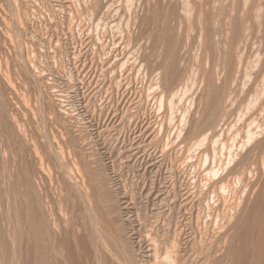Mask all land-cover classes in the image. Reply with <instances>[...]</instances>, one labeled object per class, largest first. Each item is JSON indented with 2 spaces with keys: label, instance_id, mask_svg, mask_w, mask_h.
I'll return each instance as SVG.
<instances>
[{
  "label": "rangeland",
  "instance_id": "obj_1",
  "mask_svg": "<svg viewBox=\"0 0 264 264\" xmlns=\"http://www.w3.org/2000/svg\"><path fill=\"white\" fill-rule=\"evenodd\" d=\"M10 1L0 0V71L2 74L7 75V82L10 84L8 85L4 81L2 82L0 77V102L2 104L3 115L7 116L5 117V121L7 119L9 122H6L8 124L10 123V129L8 130L9 134H11L12 128L13 132L16 130L14 134H17V137L12 134L11 136H14L12 139L11 136L7 138L0 129V131H2L0 135L6 138L5 142V138L2 137L4 139H1L0 137V227L3 226L2 229H4L6 240H9L10 237L11 242L14 239L18 243L16 244L14 240L12 243H9L7 240V245H11V247H9L10 250L12 249L15 251L14 257L12 256L10 258L12 261L9 259L8 263L11 261L9 264H12L14 261L15 264L17 262L22 264V262L24 263V261H26V264H30V261L33 260L31 258H34V255L37 254L39 257L41 256L43 260L46 258L44 264L45 261L46 264H100L101 262L99 259H94L95 256L92 255L90 247L87 246L89 231H92V228L94 230L90 216L93 218V214L95 213L93 210L95 206L92 204H94V201L96 204L97 196L96 193H93L94 196L92 198L90 197V201H92L91 199L93 198L96 199H93L91 203L89 200L84 201L83 195H81L86 190V187L87 193L91 192L92 186L88 185L89 183L91 184L89 180L91 177H93L92 179H97L95 178L96 175L100 178V181L98 180L99 178L97 179L98 181H96L97 185L98 182L101 183V177H103V179L108 177L112 183H110L108 178H105L108 179L110 186H105L107 187L106 189L109 187L108 190L114 192L112 196L116 199L121 198V202L117 199L119 203L113 201V203L116 204V206L115 204L113 206L116 212L114 214H117V217L121 215V219L125 216L123 220L127 223L123 222L125 223L123 227H125L124 229L126 232H130L127 233V236L129 235L128 237H130L131 245L133 244L132 247L138 258H148V253H151L148 248L150 250L154 248L152 244L155 242V251L161 252V255L157 252L159 254H157L158 257H160L158 260L163 264V249L164 247H168L166 244H168L167 242H171L172 235L173 238L176 237V240L180 238L181 240L187 241L188 239L189 245L193 243L192 239L197 237L203 238L205 235V238H208L213 235L214 238V234L218 235L217 231L219 230V225L217 227V225L213 223L214 220L210 219L211 217L209 218L208 215L207 217L205 216L204 203L211 198V192H205L206 181L200 176L201 174L193 170L194 163L191 157L193 155V147L185 143L180 134L182 129L184 128L183 130L185 131L190 125L189 123L194 121L198 116V104L201 92V84L198 76L201 66L205 63L207 68H210L213 60L211 50L202 44L203 38L202 35L200 36L198 21L196 20L199 15L195 18L190 16H195L200 13H203L201 15L204 16L206 13L208 16L211 13L212 16H208L210 20L211 17L214 18V16H219L220 19L221 16L222 20L220 19L219 21L218 18H215L211 20V23L214 24V22L218 20L217 22L222 21L224 25L226 22L225 26L221 25V23L220 26L225 29H230L229 21L227 23L225 20L223 23L226 14H231L232 17L230 18L232 19H236L238 16L237 19L241 18L240 16L247 17V15H249L247 14L249 6H254L256 3H259L262 7L263 17L260 24L261 27L264 28V0H217L218 2H215V7L214 1L216 0H210V4H213L212 9L209 7V2L206 4V0H201L202 3H200L201 1L193 0L195 1H191L193 4L188 1L190 3H188V5H190V8L193 5L192 9L195 12L193 13L191 9L192 15L189 13L190 10L188 6L189 12H184L185 9L182 0H131L132 4H130V0H104L103 2L107 4L102 3V0H95L96 2L92 0L91 7V4H89L90 0H85V2L83 0H81V2L77 0L82 4V7H84V4H88L85 7L87 8L89 6L91 10L85 8L82 10L83 8L81 7L77 9V6L81 5L76 0H38L39 2L27 0L26 3H21L19 0L18 2L20 4L17 2L18 5L16 2V4L13 2L14 0H12V2ZM123 1H126V3ZM203 1H206L205 5ZM7 2H9V4ZM72 2H75L73 4L74 9L72 8ZM98 2H101L103 7L105 6L104 8H106L107 12L104 8L102 9V6L98 4ZM196 2L200 6L206 7L203 8L205 10L202 9L201 12L200 10L202 7L200 8L198 4L195 5L194 3ZM67 3L69 4L67 5ZM93 4L95 6L97 5L96 8ZM14 5L15 7H13ZM99 5L101 9L106 12L102 11L105 14L101 15L102 12L99 10ZM106 5L109 9L112 8L110 9L112 12L107 10ZM131 5L133 6L131 7ZM194 5L196 8L198 7V10ZM8 6H11L10 9ZM126 6L127 8L131 7V12L128 11L129 8L127 9L128 12L126 11ZM229 6L232 8L228 9L230 8ZM16 7H18L17 10L20 11L18 12L21 15L22 13L25 14L24 25H20L18 22L17 14H15V12L17 13ZM11 9H15V12ZM173 9L174 12L177 10L175 13H178V15L173 12ZM207 9H210L211 12ZM96 10H99L100 14L96 13ZM196 10L200 13H197ZM93 11L95 12V16H99L98 19H96L97 17H94L93 14L90 15ZM226 11H228V13H226ZM82 12L85 14L82 15ZM86 13L90 16L87 17L88 15H86ZM173 13L175 15L171 17ZM188 13L190 16H185ZM229 14L228 17L226 15L225 19L228 18V20H230ZM207 16L205 17L207 18ZM88 18L89 20L94 18L92 23L87 20ZM189 18L195 19L196 23L192 19L189 21ZM168 19L169 21L172 20V24L169 21L165 22ZM151 21H156L154 22L156 25ZM201 21H203V18ZM162 22L169 23L170 26L164 23L167 26V30L173 28L172 33L171 30L169 31L171 36L175 37V34L180 36V38L176 36L181 41L180 48L183 47V51L180 52L179 56L180 60L178 65L180 67L178 66V70L180 74L183 72L181 76L183 81L181 83L182 86L172 98H165L162 103H158V100H156L157 102L153 101L155 90L152 89V87L154 88L155 86V82L158 81L155 80L158 76L156 73L150 71V69H146L150 68V65L145 67V71H141L145 64L141 63V65L138 63L139 61L137 60L139 58L137 57L138 55L145 56L146 59H150V62L153 61V64H155L154 62H158L160 57H164L163 46L159 45L158 47L157 42L156 44L152 42L155 40L152 31L155 28L156 30L153 31L154 33L157 30L162 32ZM217 22L214 24L215 30V27L219 24ZM152 23L155 25L153 28L152 26L154 25ZM250 23L255 24L253 20L250 21ZM230 24L232 25V22ZM149 25L152 29H150ZM226 25L228 26L226 27ZM173 26H177V28H175L177 31ZM179 27L181 28L179 33H183V39L181 34L178 33V30H180ZM221 27L219 30L217 29V34L221 33V42L224 44V41L227 40H223V38H227L229 34L227 35L225 29ZM217 28H219V25ZM228 29L227 32H229ZM149 33H151L152 36ZM220 36L217 37V39L220 40ZM181 39L183 41L187 39V45L186 41L183 42ZM153 43L155 45H153ZM156 46L159 50H156ZM151 47H153L154 50ZM152 50L154 52L151 53ZM157 51L158 53H156ZM139 53L143 54L141 55ZM151 54L153 55L151 56ZM162 58L160 59L162 60ZM161 60H159V62ZM134 61H137V63ZM134 64L141 65L142 67H137L138 65L136 66ZM136 69L137 71L139 70V72H147L148 74H146L148 76L154 74L156 77L152 76L154 78L153 80L151 77L147 79V75L145 78V75L141 72H137ZM181 70L182 72H180ZM141 74H143L142 77H144V81L145 79L148 81H145V83L142 81V83H140L142 77H139V75ZM7 85L9 88L7 87L6 89ZM151 94L152 96L150 99L149 96ZM148 99L150 102L153 101V103H150ZM24 103L26 107L29 108H22ZM154 103L155 106L152 107ZM27 109H31L28 110L29 113ZM13 121L16 123V125L14 123V126ZM0 123L2 124L1 120ZM8 124L6 126H8ZM1 126L2 125H0V128ZM19 133L22 134L20 135ZM15 137L21 138L16 140ZM7 139L10 140L8 141ZM13 139L19 144L12 141ZM2 140L4 141L2 142ZM11 141L14 142V146L13 143H11L10 146ZM8 142L9 145L7 144ZM39 142H42L40 143L41 145ZM16 143L17 146L19 145V149L17 146V149L15 148ZM43 143L45 144L43 147L45 146L44 148H46L47 151L42 147ZM51 143V148L54 149V155L50 156L49 154L53 150L50 152L51 148L48 145ZM37 144L40 145L45 152H43V149ZM4 146H8V149ZM9 147L13 149L9 150ZM1 148H5L6 152ZM55 148L56 150L59 148V150L56 151ZM60 148H63L61 153ZM85 148L87 151H85ZM15 149L19 151L16 152ZM38 149L40 151L42 149L41 153L47 154H40V151H37ZM34 150L35 152L37 151L36 155ZM57 154L60 155V161H62V163L59 162V156H57ZM34 155L38 158L41 155L40 158H44V160L41 162L39 158L38 161ZM45 156H47V158ZM61 156H63V158H61ZM92 156H94V158ZM52 157L53 159H51ZM87 157L88 163H86ZM89 158H91V161ZM92 159H94L96 163ZM47 160L49 161L47 162ZM54 161L56 162L54 163ZM40 162L42 164H40ZM91 162L95 167L97 166L96 170H94L95 168H91V166H93ZM50 163L52 164L50 165ZM84 163L88 165L86 166ZM46 164L47 166L49 165V167H46ZM62 164L65 166L62 167ZM40 165L43 166V169L46 168L49 171L51 170V175L47 174L49 171L47 172L46 169V172L43 169V172L41 170V172L46 173L49 178H47L45 174L40 173V171H37ZM76 167H79L80 172H76L78 170ZM89 167L91 171L87 170ZM63 168H66V170ZM67 169L69 171V178H66ZM89 171L90 173L96 174L95 177L92 173V175L88 174ZM12 172H14L15 175L16 172H18L20 176H23L20 177L17 174V177H20L19 179L14 177V173ZM65 172L66 174H64ZM85 175L87 177H85ZM89 176L91 177L88 178ZM62 177L65 178V180L62 179ZM14 179L19 180L18 182L17 180L14 182ZM72 181L77 182L73 183ZM13 183H15V185H13ZM100 183L98 186H102ZM262 183H264L263 178H259L255 190H260L263 185ZM86 184L91 187V190ZM16 185L17 188H15ZM80 185L86 186L80 187ZM95 186L93 185V188H95ZM18 187L21 190L16 192L15 190H17ZM77 188L78 191H76ZM82 188H84V191ZM100 188L102 189V187ZM194 190L197 192H194ZM200 190L203 194L198 196L197 194H200ZM79 191H81V194ZM76 193H79L76 195L77 197L75 196ZM193 196H195V198ZM115 198L114 200H116ZM70 200L73 201L72 208H70ZM87 202L91 203L92 207ZM22 205L24 207H22ZM16 206L22 209L19 210ZM88 207H91V209ZM115 207H119V209ZM19 211L24 212L20 213V217H18ZM92 212L94 213L92 214ZM118 213H120L119 216ZM23 214H26V216ZM197 216H200V219H195ZM21 217L22 219L20 220ZM28 217H32L31 220ZM202 217L205 219H202ZM207 218L212 220V222L210 221L211 224H208L209 220ZM41 220L45 224H43ZM204 220H207L206 224L210 227L206 225V228L201 225L202 223L205 225ZM33 221H36L37 224ZM197 221L201 223H199L200 227ZM19 223H22V225ZM32 223L33 230L30 229V224L32 225ZM18 224L20 225V229H18ZM127 225H130L129 228L131 229H129ZM194 225H196L197 228L193 229V227H196ZM212 225L217 227L216 229L213 228L214 231L211 229ZM201 226L203 227L201 228ZM24 227L26 231H29V234L26 232H24L25 234L23 232L22 234L20 233V230H23ZM200 228L203 233L200 231ZM194 230H197L199 235L195 234ZM205 230L210 232L209 236L206 235L208 232H205ZM174 231L176 233L179 231L181 237H179L180 235L178 233V236H176ZM189 232L194 236H190L191 234ZM14 233L15 235H12ZM33 233L36 235H32ZM186 234H188V236H186ZM217 235L215 236L216 238ZM23 236L27 237L24 238ZM186 237L190 239H184ZM30 238H32L33 242ZM205 238H203L204 240L201 239V242L203 241V245L207 248L210 245L208 241L211 242L212 239L209 240L206 238L205 240ZM216 238L215 241H217ZM25 239L29 241L26 242ZM181 240L177 242L180 245L179 247L182 248L180 249L184 251V254L186 251V254H190L191 245L189 246L187 242ZM196 240H198V238ZM22 241L23 243L21 245ZM205 241H207L206 244ZM62 242H65L66 246L64 244L61 247V244H63ZM84 242L87 244L85 245ZM215 243L217 245V242ZM215 243H212V247ZM15 244L18 247L21 245L20 248H18L21 251L17 249ZM26 244L27 247H25ZM184 245L189 247L190 253L188 252V248ZM216 245L212 248L213 250L218 249ZM157 247L160 249L156 250L158 249ZM25 248L28 249L27 251L29 253L27 252V254L31 257L29 259V255L26 256ZM62 249L64 250L62 251ZM17 250L20 251V256ZM84 250L89 251L88 255L87 251ZM23 253L26 255H23ZM16 254H18L19 257ZM67 254H69L70 258L66 256ZM22 255L24 256L23 260L21 259L23 257ZM15 256L20 259L16 260L17 257ZM107 264H110V262Z\"/></svg>",
  "mask_w": 264,
  "mask_h": 264
},
{
  "label": "bare ground",
  "instance_id": "obj_2",
  "mask_svg": "<svg viewBox=\"0 0 264 264\" xmlns=\"http://www.w3.org/2000/svg\"><path fill=\"white\" fill-rule=\"evenodd\" d=\"M6 1H10V0H6ZM18 1L19 0H14L13 2L17 3ZM20 1H21V3L22 2H25V3L27 2V0H20ZM35 1L39 2L38 0H34L33 2H35ZM71 1H73V0H71ZM79 1L81 2V0H79ZM83 1L85 2V0H83ZM91 1L92 0H90L89 4H91ZM103 1L104 0H102V3H105ZM144 1H146V0H144ZM182 1H183L184 9H185L184 12H187V11L189 12V10H190L189 13L192 15V11H193L192 6L193 5L190 8V5H188V3L193 1V0H182ZM195 1H193V2H195ZM197 1L200 2L201 0H197ZM206 1H203L204 5H205V2H206V4H208V2L210 4V0H206ZM10 2H12V0ZM80 2H78V3L80 4ZM123 2L126 3V1H123ZM215 2L217 3L218 1L217 0L214 1V4H215L214 7L216 6ZM7 3L9 4V2H7ZM18 3H17V5H18ZM74 3L72 2V8L73 9H74V7H73ZM200 3H202V1ZM68 4L69 3H67V5ZM70 4H71V2H70ZM94 4H96V3H94ZM94 4H93V6L96 8L97 5L95 6ZM98 4L101 5V2L100 3L98 2ZM105 4H107V3H105ZM127 4H128V2H127ZM130 4H132V1H131ZM191 4H193V3L191 2ZM194 4L196 5L198 3L196 2ZM80 5L81 6H77L78 7L77 9H79V7H81V8H83L82 10H84V8L87 9V10L88 9L91 10V8H89V6L87 8L85 7L88 4L87 5L84 4V7H82V4H80ZM100 5L98 7H99V10H101V12H102L103 11L102 9L105 6L103 7L101 5L102 6V9H101ZM195 5H194V7L196 8ZM212 5L213 4H210V6H209L210 9H212ZM91 6H92V4L90 5V7ZM132 6L133 5H131V7ZM187 6H188L189 10H188ZM8 7L10 9L11 6H8ZM13 7H15V5ZM18 7L15 8L17 13L15 12V9H11V10L13 12H15V14H17V19H18L19 24L20 25H24L25 14L22 13V15H21L19 13L20 11L17 10ZM69 7H71V6H69ZM106 7H107V5H106ZM131 7L130 8L128 7L130 9L129 10L127 8V6H126V8H125L126 11L128 9V11L131 12ZM199 7L201 8L202 6L199 5ZM195 8H194V10H195ZM203 8H206V7H202L201 10H200L201 12H202ZM207 8H208V6H207ZM231 8L232 7L228 8V9H231ZM104 9L106 11V8H104ZM110 9H112V8H110ZM110 9H109V7H107V10H109V12H112ZM174 9H173V12H174ZM191 9H192V11H191ZM210 9H207V10L210 11ZM99 10H96V13L100 14ZM197 10H196V12L198 13L199 11H197ZM203 10H205V9H203ZM214 10H215V8H214ZM105 11H103V12H105ZM176 11L177 10H175V12ZM228 11H231V10H228ZM228 11H226V13H228ZM89 12H92V11H89ZM103 12H102L101 15L105 14L107 11L105 13H103ZM171 12H172V10H171ZM88 13H86V15H88L87 17H89L91 14H93V15L95 14L94 11H93V13H90V15ZM174 13H173V15H171V17L174 16L175 14L178 15V13H175V14ZM189 13L186 14L185 16H188V15L190 16ZM193 13H195V12L193 11ZM214 13H216V12H214ZM214 13H212V14H214ZM84 14L85 13L82 12V15H84ZM201 14H203V13L196 14L195 16H190V17L195 18L196 16L199 15L201 17V19L203 18V21H201L200 17L198 16V18H196V20L198 21V27H199V31H200V36L202 35V38H203L202 39V44L205 45L206 48L208 47V49L211 50V53L213 55V60H212V64H211L210 68H207L205 63L201 66L200 74L198 76V79H199L200 84H201L200 101H199V104H198V107H199L198 116L195 118L194 121H191L189 123L190 125L188 124L189 126L187 127V129L185 131L183 130L184 129L183 128L180 134L182 135L181 136L182 140L185 143H187L189 146L193 147V155L191 156L192 160H193V163H194L193 170H195V172L197 171L199 174H201L200 176L203 177V179L206 181L205 192H208V191L211 192V198H209V200L204 203L205 216L207 217V215H208L209 218L211 217L210 219H213L215 221V222L213 221V223L215 225H217V227L219 225V230L218 229H217L218 231L216 230L218 235L214 234V238H213V235H212V237H208V238L206 237L209 240L212 239L211 242L207 240L209 242V244H210V245L208 244L209 245L208 247L206 246L207 248H205V246L203 245V241L201 242V239L204 240L203 238H205V235L204 236L202 235L203 238L197 237V235H199L197 230H199V229L194 230L195 234H197L196 237L198 238V240H196L197 238H195V237H194L195 239H192L193 243L190 244L192 247L188 244L189 241L187 239L190 236H194L190 232L189 233L191 235L189 234L190 235L189 237L184 238V239H187V241L181 240L180 238H178L179 240H176V237H174L175 238L174 239L173 235H172L171 242L170 243L167 242L169 245L166 244L168 247L167 248L164 247L165 250L163 249L164 253H162V255H163L162 257H164V259L162 258V260L164 262L163 261L162 262H163V264H264V183H262L263 185H262L260 190H255V188L257 187V183L259 181V178H263V181H264V177H262V176H264V28H262L261 24H260L261 20L263 19V17H262V7H261V5L259 3H256L254 6H249L248 11H247V14H249V15L246 14L247 17L246 16H244V17L240 16L241 18H239V19H237L239 16L236 19L230 18V17H232V15L229 14V13L228 14H229L230 20H228V18L225 19L226 15L228 17V14H226L224 16L223 23L225 22V20L227 21V23L229 21L230 29H228V28L225 29L224 27H221L220 23H221V25H223L222 21L221 22H217L218 20L216 19L217 21H215L214 24L216 22L219 23V24H217V26L219 25V28H217V26H216L215 27L216 30H215L214 29L215 25L213 23H211L212 22L211 20H214L215 18L219 19V16L218 17L214 16V18L211 17V20H210V18H208V16L211 15V13L208 16L205 13V16H207V18L204 15H201ZM82 15H81V17H82ZM215 15H217V14H215ZM91 17H93V16H91ZM94 17H97L96 19H98L99 16H95L94 15ZM155 17L158 18L157 16H155ZM155 17H154V20H155ZM222 18H223V15H222ZM93 19L94 18H92V20ZM99 19H101V18H99ZM169 19L166 20L165 22H168ZM191 19L189 18V21ZM220 19H221V16H220ZM220 19H219V21H220ZM231 19L234 20V21H232ZM87 20H89V18ZM92 20H89V22L92 23ZM192 20L196 23L195 19H192ZM252 20H253V22H255V24H251L250 23V21H252ZM171 21L172 20H170L169 22H171ZM151 22H153V21H151ZM154 22H156V21H154ZM157 22H158V20H157ZM231 22H232V25L230 24ZM91 23H89V24H91ZM164 23L161 24V26L163 27V29L161 30L162 32H159L160 30H157L158 32L156 31L154 33L153 31L156 30L155 28L152 31V34L154 35L155 40H156V41L153 40L152 42H155V44L157 42V44H158L157 46L158 47L160 45V46H163V48H164V51H163L164 57L163 56H162L163 58L160 57V58H162V60L159 58V60H161V61L159 62V60H158L159 63L158 62H154L155 64H153L152 63L153 61L151 60L152 62H150L149 61L150 59L149 60L146 59L145 56L143 57V56H139L138 55V57H137V58H139L137 60V61H139L138 63L145 64V65H143L144 68L141 69V71L144 70L145 67L150 65V68H146V69H150V71L156 73V75L158 76L157 79L155 78V80L156 81L158 80V81L157 82L153 81V82H155L154 88L152 87V89L155 90V91L153 90L154 94L152 92H150V93H152L154 95V100L153 99L152 100L153 101L158 100V103L159 102L162 103L165 100V98H172L178 92L180 87L182 86L181 83L183 81L182 77H181L183 75V72L181 70L180 72H182V73L180 74L179 70H178V66H179L178 62L180 60L179 56H180V52L183 51V47L180 48V44H181L180 42L181 41H180V39H178V37H176V36H179V35L175 34V37L171 36L173 28H170L171 33L169 34L170 30H167V26L165 25V24L169 25V23H165V24ZM171 24H172V22H171ZM225 24H226V22H225ZM225 24L223 26H225ZM86 25H87V23H86ZM150 25H149V27H150ZM155 25L152 26V28L155 27ZM157 25H158V23H157ZM227 26L228 25H226V27ZM220 27L225 29V31H226L225 33H227V35L229 34L227 38H223V40H227V41H224V44H222L223 42H221L222 41V38L220 36L221 33L217 34L218 33L217 29L219 30ZM152 28L150 27V29H152ZM175 28H177V26H175L174 29ZM227 29L229 30V32H227ZM175 30L177 31V29H175ZM179 31H181V28H180V30H178V33H179ZM149 32H151V31H149ZM201 32H202V34H201ZM149 34H151V33H149ZM152 34H151V36H152ZM179 34H181V36H182L183 33L180 32ZM223 34H224V32H223ZM218 35L220 36V40L217 39V37H219ZM183 37L184 36H182V39H183ZM179 38H180V36H179ZM184 41H186V45H187V39H184ZM218 43L221 44V45H219ZM155 44L153 43V45H155ZM184 45H185V43H184ZM157 46L155 48H156V50H159V49H157L158 48ZM153 47H151V48L154 50ZM180 49H182V50H180ZM153 50L151 51V53L154 52ZM156 53H158V51ZM156 53H154V54H156ZM139 54H141V53H139ZM148 55H150V54H148ZM152 55L153 54H151V56ZM137 61L136 62L134 61V62L137 63ZM134 65H136V64H134ZM141 65L140 66L138 65L137 67H142ZM133 67H135V66H133ZM137 69H139V68H137ZM137 69H136V71H137ZM179 69H181V68H179ZM150 71H148V72L151 73ZM137 72H139V70ZM141 73H143V72H141ZM146 73L147 72L143 73L145 75V78H146V75L148 74V73L147 74ZM143 74L139 75V77L140 76L142 77ZM149 75H151V74H149ZM156 75L154 76V74H153L152 76L156 77ZM152 76H148L147 79L151 77L152 80H153L154 78ZM0 77L2 79V82L4 81L5 83L8 84L7 75L2 74L1 71H0ZM142 81H144V77H142V80L140 81V83H142ZM145 81H148V80L145 79ZM145 81H144V83H145ZM2 82H1V84H2ZM8 85H10V84H8ZM8 85L6 86V89H7ZM152 94L149 96L150 99H151ZM148 101L150 102L149 99H148ZM153 101L150 102V103H153ZM155 103H154V105L152 107L155 106ZM23 107H26L25 103L23 104L22 108ZM26 108H29V107H26ZM26 108H25V111H26ZM2 110H3L2 109V104L0 102V120L2 122V124L0 123V125H2L0 129L5 134V137L10 138V136L12 134H14L16 130H14V132H13V128L11 127L13 133L10 132L11 134H9L8 130L10 129V126H9L10 123L8 124L6 122V121H8L7 119L5 121V117H7V116L3 115L4 113L2 112ZM28 110H31V109H27V111ZM30 112H32V111H30ZM24 113H27V112H24ZM28 113H29V111H28ZM5 122H6V125L8 124V126L5 125ZM14 123L15 122L13 121V126H14ZM15 125H16V123H15ZM15 127H17V126H15ZM185 128H186V125H185ZM2 131H0V132H2ZM19 134L21 135L22 133H19ZM15 135L17 137V134H14V136ZM0 137H1V139L5 138L2 135H0ZM2 137H4V138H2ZM13 137L11 136V139ZM20 138L21 137H18V138H16V140H18ZM4 140L6 142V138ZM4 140H2V142ZM7 140L9 141L10 139H7ZM16 140L13 139L12 141L17 142ZM12 141L10 142V146H11V143H13V146H14V142H12ZM17 143L15 145V148L17 146ZM40 143H42V142H39V144ZM7 144L9 145V142ZM40 145H38V146H40ZM43 145H45V144L43 143L42 147H43ZM46 145H48V144H46ZM51 145H52V143L49 144L48 146L51 148ZM2 146H3V143H2ZM38 146H37V148H38ZM4 147H6V146H4ZM17 147L19 149V145ZM3 149L5 150V148H3ZM12 149L13 148L11 147L9 150H12ZM42 149H41V151H42ZM44 149H45V151H47L46 148H44ZM44 149H43V152H45ZM62 149L60 150V153H61ZM35 150H34V152H35ZM49 150H48V152H49ZM55 150H56V148H55ZM57 150H59V148ZM17 151H19V150H16V152ZM37 151L39 152L40 150L38 149ZM41 151L39 152L40 154H42V155L47 154V153L43 154V152L41 153ZM51 151L53 152V154H52ZM85 151H87L86 148H85ZM5 152H6V150H5ZM14 152L15 151L13 150V153ZM36 152H35V155H36ZM50 152H51L49 154L50 156L54 155V149L53 148H51ZM49 155H47V156H49ZM40 156H39V158H40ZM47 156H45V157L47 158ZM57 156H59L58 157L59 158V162L62 163V161H60L61 160L60 159V155L57 154ZM94 156H92V157L94 158ZM16 157H18V156H16ZM39 158L36 157V160L38 159V161H39ZM61 158H63V156H61ZM51 159H53V157ZM89 159L91 161V158H89ZM42 160H44V158H42V159L40 158L41 162H42ZM92 160H94V159H92ZM48 161L49 160H47V162ZM87 161H88V157H87L86 163H88ZM41 162H40V164H42ZM44 162H43V165H44ZM55 162L56 161H54V163ZM80 162H82V161H80ZM94 162H95V160H94ZM86 163H84V164L86 165ZM38 164H39V162H38ZM38 164H37V166H38ZM47 164H46V167H49V165L47 166ZM51 164L52 163H50V165ZM64 164H66V163H64ZM91 164H93V163L91 162ZM61 166L64 167L65 165L63 166V164H62ZM93 166H94V164H93ZM93 166H91V168H93V169L95 168L94 170H96L97 166L96 167L95 166L93 167ZM42 167L43 166L40 165L39 168H37L39 170H37V169L36 170L40 171V173H42L43 170L45 172H46V170H47V172L49 171L45 167L44 168L46 170L43 169ZM76 168H78V170L75 169V170H77L76 172H80L79 171L80 170L79 167H76ZM91 168L89 167V169H87V168H85V169L91 171ZM8 169H6V170H8ZM63 169L66 170V168H63ZM68 169H67V171H68ZM41 170H42V172H41ZM87 170H85V171H87ZM90 171H89V173L88 172H86V173L91 174L92 172L90 173ZM18 172H16V175H15L14 172H12V173H14V177H17L20 174V173L18 174ZM50 172H51V170L47 174L51 175ZM57 172H58V170H57ZM68 173H69V171L67 172L66 178H69L68 177ZM86 173H84V174H86ZM42 174H45V176L47 178H49L46 173H42ZM64 174H66V172ZM70 174H71V171H70ZM70 174H69V176H70ZM92 174H94V173H92ZM101 174H103V173H101ZM95 175L96 174H94L93 176L95 177ZM21 176H23V175H21ZM97 176L98 175H96L95 178L98 179L99 177H97ZM20 177H17V178L20 179ZM33 177H34V175H33ZM63 177H65V176H63ZM63 177H62V179L65 180V178H63ZM85 177H87V176L85 175ZM90 177L91 176H89L88 178H90ZM92 178L93 177H91L90 180L88 179L91 182V184L89 182H87V183H89L88 185L92 186V190L95 189V188L96 189L93 190V192H92V190L90 189L91 187L86 184L89 187V189L91 190L92 193L91 192L87 193V187L85 188L86 189L85 191H84V188H82L83 191H84L83 194L80 193L81 191H79V193L81 195H83L84 199L83 198L82 199L84 201H86V200L90 201V197L92 198L95 193H96V196H97V199H98L97 200L96 198H93L94 200L96 199V204H95V201L93 202L95 205L92 204L93 206H95V207H93V210H94L95 213L92 212V214L94 213L93 214V218L90 216V218L92 219L91 223H93L92 225L94 226V230H93V228H92L93 226H92L91 227L92 231H89L90 233H89L88 237L86 236L88 238V245L87 246L90 247V251H91L92 255L95 256L94 259L98 258L99 261L101 262L100 264H107L109 262H110V264H151V263L161 264L160 263L161 261L158 260V259H160V257H158V255L161 252L157 251V252H159V254H158L155 251V245H156L155 242H153L154 244H152V245H154V248H151V250L148 248V250L151 251V253H148V255H147L148 258L147 257L146 258H142V259L140 257L138 258V256L136 255V253L134 251V248L132 247L133 244L131 245V242H130V239H129L130 237H128L129 235L127 236V233H130V232H126V230L124 229L125 227H123V225H125V223H127V222H125L123 220V219H125L124 218L125 216L122 217L123 219H121V217H120L121 215L119 216L120 213H118L119 217L116 216L117 214H114L116 212H115V209L113 208V206L115 204V203H113V201L117 202L119 200V202H121V200H120L121 198L120 199L117 198L118 199L117 200L115 197L112 196L114 194V192L112 190H108L109 187H110L109 186L110 179L108 177H105V178H108L109 181H108V179H105V178L103 179V177H101L102 178V181H101L102 184L100 182H98V185L100 183V185H102V186H98L96 184V181H98V180L100 181V178L98 180L97 179H92ZM85 179H87V178H85ZM16 180L14 179L13 181L16 182ZM18 180H17V182H18ZM92 180H93V183H92ZM204 180H202V181H204ZM72 182L75 183L77 181H75V182L72 181ZM110 183H112V182L110 181ZM92 184L94 186L96 184L95 188H93ZM13 185H15V183H13ZM86 185H83V186H86ZM74 186H76V185H74ZM83 186L80 185V187H83ZM97 186L99 188L102 187V189L100 188V190H99V188ZM105 186H109L108 189H106L107 187H105ZM15 188H17V185L15 186ZM19 190H21V189H19V187H18V189L15 190V191L19 192ZM76 191H78V188H77ZM194 192H197V191L194 190ZM79 193H76L75 196L77 194H79ZM191 193L194 194L193 192H191ZM202 194L203 193L200 190V194H197V195L201 196ZM81 195H80V197H81ZM23 197H24V195H23ZM120 197H122V196H120ZM193 197L195 198V196H193ZM193 197H192V199H193ZM78 198H79V196H78ZM114 198L116 200H114ZM93 199H91V200L93 201ZM92 201H90V202L92 203ZM119 202H117V203H119ZM184 202H186V201H184ZM187 202H188V200H187ZM189 202H190V200H189ZM91 203H88V204H90V206H91ZM72 204H73V201H71V207L70 208H72ZM85 204H86V202H85ZM115 206H116V204H115ZM22 207H24V206L22 205ZM91 207L90 208L88 207V208L91 209ZM58 208H60V207H58ZM115 208L119 209V207H115ZM18 209L21 210L22 208L21 209L18 208ZM117 209H116V211H117ZM15 210H17V209H15ZM120 210H119V212H120ZM21 212L20 211L18 212L19 213L18 217H20V213ZM196 212H197V210H196ZM11 213H12V211H11ZM22 213H24V212H22ZM89 215H91V214H89ZM122 215H123V213H122ZM191 215H192V213H191ZM197 215H198V212H197ZM24 216H26V214ZM195 216H196V213H195ZM181 217H180V219H181ZM199 217L200 216H197V218L195 217V219H200ZM204 217H202V219ZM31 218H29V219L31 220ZM21 219H22V217L20 218V220ZM61 219H63V218H61ZM210 219H208L209 220L208 224L209 223L211 224V222H212V220H210ZM200 221H202V220H200ZM204 221H205L204 222L205 225L203 223L202 224L200 222L199 223L201 225H203L204 227H206V225H207V227H210L208 224H206L207 220H204ZM22 222H24V221H22ZM33 222H36V221H33ZM41 222L43 224H45L42 220H41ZM123 222H125V223H123ZM66 223H67V221H66ZM197 223H198V221H197ZM199 223H198V225L200 227ZM35 224H37V222ZM64 224H65V222H64ZM195 224H196V221H195ZM20 225H22V223ZM20 225H19L18 229H20ZM40 225H42V224H40ZM215 225L214 226L212 225L211 229H213V228L216 229L217 227H215ZM30 226L32 227L33 223H32V225L30 224ZM48 226H50V225H48ZM127 226L129 228L130 225H127ZM177 226H178V224H177ZM194 226H196V225H194ZM203 226H201V228ZM2 227H0V264H9L12 261L10 258L15 254V251L12 250V249L10 250V248H9V247H11L10 244H9L10 246L7 245L8 244V242H7L8 239L7 240L5 239V232H4V229H2ZM22 227H21V229H22ZM31 227H30V229L33 230V227L32 228ZM194 228H197V226L193 227V229ZM24 229H25V227L23 228V230H20V233L22 234V232L23 233L26 232L27 234H29V231L28 230L26 231V229L25 230ZM51 229H53V228H51ZM129 229H131V228H129ZM208 229H210V228H208ZM214 229L212 231H214ZM13 230H14V228H13ZM207 230H205V232H208V233H206V235L209 236L210 232L207 231ZM179 231H177V233L180 235ZM200 231H202V229ZM43 233H45V232H43ZM177 233H176V236H178ZM202 233H203V231H202ZM18 234H16V235H18ZM12 235H15V233L12 234ZM32 235H36V234L33 233ZM216 235H217V238L215 237ZM10 236H11V234H10ZM27 236H23V237L26 238ZM186 236H188V234H186ZM210 236H211V234H210ZM29 237H28V239H29ZM179 237H181V235ZM21 238H22V235H21ZM36 238H34V239H36ZM206 238H205V240H206ZM215 238H216L217 241H215ZM30 239L32 240V238H30ZM173 239H174V241H173ZM13 240H12V242H13ZM180 240L187 242V244L190 246L191 253H190L189 247L185 246L186 244L184 245L186 248H188V252L190 254H186L187 251L184 254V251L181 250L182 248L179 247L180 245H179V243H177ZM8 241H9V243L11 242L10 241V237H9ZM17 241H18V237H17ZM25 241L27 242L29 240L25 239ZM207 241H205V244L207 243ZM32 242H33V240H32ZM215 242H217V245H216ZM22 243H23V241L21 242V245H22ZM84 243H85V245L87 244L86 242H84ZM190 243H191V241H190ZM212 243H215L214 246L216 245V248H218L217 250H213L212 249L214 247V246L212 247ZM16 244H18V243L16 242ZM19 244H20V242H19ZM64 244L66 246V243L64 242L63 244H61V247ZM20 246L18 247L16 245L17 249L20 248ZM50 246H52V245H50ZM25 247H27V244H26ZM12 248L14 249L13 246H12ZM157 248L158 249H156V250L160 249L159 247H157ZM18 250H20V249H18ZM27 250L28 249L25 248L26 254L28 252ZM63 250L64 249H62V251ZM20 251H18L19 256H20ZM25 251H23V252H25ZM84 251H87V255H88L89 251L88 250H84ZM42 252H43V249H42ZM26 254L23 253V255H26ZM16 255L18 256V254H16ZM28 255L29 254H27L26 256H28ZM42 255H44V254H42ZM17 256H15V257H17ZM66 256L69 257V254H67ZM18 257H17L16 260L20 259ZM45 257H46V255H45ZM29 258H31L30 255H29L28 259ZM9 259L11 261L8 263ZM21 259L23 260L24 256ZM31 259H33V260L30 261V264H44V260L46 258L43 260L41 258V256L39 257V255L35 254L34 258H31ZM98 259H96V260H98ZM99 261H97V262H99ZM27 262H28V260H27ZM13 263L15 264L14 261H13ZM24 263L26 264V261H24ZM24 263L22 262V264H24ZM45 264H46V261H45Z\"/></svg>",
  "mask_w": 264,
  "mask_h": 264
}]
</instances>
